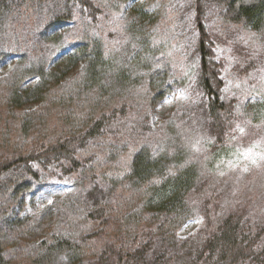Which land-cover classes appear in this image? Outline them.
<instances>
[{"label": "trees", "instance_id": "1", "mask_svg": "<svg viewBox=\"0 0 264 264\" xmlns=\"http://www.w3.org/2000/svg\"><path fill=\"white\" fill-rule=\"evenodd\" d=\"M95 1L0 0V67L17 56L11 72L0 77V125H9L5 135L0 128V264H264V224L252 221L247 201L226 204L220 193L210 192L214 173L208 169L230 147V128L238 118L235 99L224 95L214 22L242 24L264 44V0L185 1L183 11L195 30L191 55L199 64L194 78L205 94L207 153L199 164L176 150L157 154V137L151 138L147 125L150 109L144 108L127 118L134 121L137 144L121 168L107 166L118 156L98 140L122 131L116 123L120 99L149 86L155 103L170 88L162 51L171 40L154 35L160 2L114 0L131 3L123 47L110 48L88 26L77 45H68L73 33L54 28L76 23L85 11L97 20ZM181 9L172 29L162 32L178 39L176 52L185 56L190 51L182 41L186 32H178ZM67 46L71 50L56 59ZM80 63L82 69L67 80ZM53 109L62 112L65 124L59 137L48 135ZM45 175L71 179L72 189L23 215ZM198 211L203 226L180 239L178 231Z\"/></svg>", "mask_w": 264, "mask_h": 264}, {"label": "rangeland", "instance_id": "2", "mask_svg": "<svg viewBox=\"0 0 264 264\" xmlns=\"http://www.w3.org/2000/svg\"><path fill=\"white\" fill-rule=\"evenodd\" d=\"M157 1L162 4L163 10L156 21L154 28L156 34L154 35H162L171 40V43L165 45L162 51L164 55L162 57L163 75L171 77L170 88L161 98L155 99V103H152L149 98V86L138 88L133 92L134 97L130 99L127 97V100L118 101L116 104L119 110L117 118L120 120L116 123L122 126V131L118 130L110 135L106 133L107 136L98 140L101 145H110L114 156H118L115 161L107 165L113 164L112 168L128 165L129 154L132 146L137 144V137L132 126L134 121L131 122L127 118L132 112L139 116L141 114L139 112L144 108L150 109L147 125L153 130L151 138L157 137L155 143L157 154L176 150L182 156L196 158L199 164V157L205 156L208 150L205 141L207 129L202 114V101L204 100L202 97L205 94L194 78L197 77L195 74L199 64L197 59L191 55L195 43V30L188 22L190 16L183 11L186 0ZM114 2V0H96V6L100 7L97 20L93 21L89 12L85 11L82 14L79 13L76 23L60 24L54 28V31L61 35L73 33L74 41L68 45L75 46L76 41L84 37L87 31L86 26H88L91 34L97 32L95 36L102 37L110 48L123 47L129 37L125 29V20L131 3L123 5ZM179 9L184 17L182 18V29L178 32H186V37L182 41L187 42L185 49L190 51L185 56L176 52L175 46L178 39L175 36L171 38L172 35L165 31L162 32L169 28L172 29ZM214 25L217 29L219 28L214 40L216 42L214 54L216 59L224 65V95L226 100L235 99L238 118L230 128V147L208 168L211 173H214L209 191L220 193L226 204L247 201L251 209L252 221L264 224V44L254 31L242 24L216 19ZM218 35H223V39H217ZM70 46L58 53L56 59L69 52ZM16 60V55L7 58L4 65L0 67V77L11 72ZM82 67L83 63L76 66L67 76V80L76 76ZM166 70L168 71L165 73ZM114 106L110 107V110L114 109ZM34 107L36 105L26 108ZM87 109L91 110L90 107ZM122 109L128 111V114L121 115L120 110ZM50 116L48 118L51 123L49 129H52L48 135L59 137L65 131L62 112L58 113L53 109ZM0 128L2 134L9 133L8 124L5 126L1 124ZM42 131L44 132L43 129ZM119 153L121 155H118ZM71 189V179L45 175L40 187L28 197L22 214L33 215L41 211L55 199L66 195ZM203 223L204 216L198 211L178 231L177 236L184 239L195 235ZM102 239L103 237H99L97 243L101 244Z\"/></svg>", "mask_w": 264, "mask_h": 264}]
</instances>
